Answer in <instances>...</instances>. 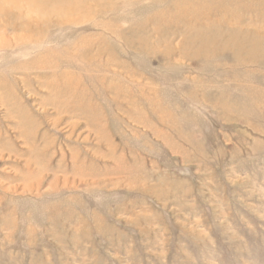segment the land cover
I'll return each instance as SVG.
<instances>
[{
  "label": "rangeland",
  "instance_id": "obj_1",
  "mask_svg": "<svg viewBox=\"0 0 264 264\" xmlns=\"http://www.w3.org/2000/svg\"><path fill=\"white\" fill-rule=\"evenodd\" d=\"M35 1L0 0V264H264V0Z\"/></svg>",
  "mask_w": 264,
  "mask_h": 264
},
{
  "label": "bare ground",
  "instance_id": "obj_2",
  "mask_svg": "<svg viewBox=\"0 0 264 264\" xmlns=\"http://www.w3.org/2000/svg\"><path fill=\"white\" fill-rule=\"evenodd\" d=\"M34 2H36V1L34 0ZM34 2H33V4H35ZM5 9H6V8H5ZM6 12H7V11H6ZM17 13H18V12H17ZM69 13H70V12H69ZM8 14H9V13H8ZM9 15H10V14H9ZM3 17H4V16H3ZM34 18H35V17H34ZM16 19H17V18H16ZM3 20H4V19H3ZM54 20H55V19H54ZM37 21H38V20H37ZM60 21H61V20H60ZM8 22H9V21H8ZM30 23H31V22H30ZM53 24H54V22H53ZM39 25H40V23H39ZM89 26H90V25H89ZM235 32H236V31H235ZM28 33H29V32H28ZM36 34H37V33H36ZM232 34H233V33H232ZM239 35H240V34H239ZM239 35H238V36H239ZM35 37H36V36H35ZM234 37H235V36H234ZM240 37H242V36H240ZM233 41H234V40H233ZM35 42H36V41H35ZM234 42H235V41H234ZM13 44H14V43H13ZM256 44H257V43H256ZM228 46H229V44H228ZM228 48H229V47H228ZM234 49H235V48H234ZM85 53H86V52H85ZM245 56H246V55H245ZM263 56H264V54H263ZM245 58H246V57H245Z\"/></svg>",
  "mask_w": 264,
  "mask_h": 264
}]
</instances>
